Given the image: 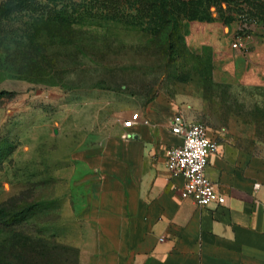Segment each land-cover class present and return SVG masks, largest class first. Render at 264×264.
I'll return each instance as SVG.
<instances>
[{
    "label": "rangeland",
    "instance_id": "rangeland-1",
    "mask_svg": "<svg viewBox=\"0 0 264 264\" xmlns=\"http://www.w3.org/2000/svg\"><path fill=\"white\" fill-rule=\"evenodd\" d=\"M192 4L203 13L183 12L172 35L100 11L95 20L46 24L38 61L31 47L0 37V264H77L58 225L63 180L23 177V163L31 171L46 157L44 140L70 129L78 139L80 124L99 142L98 128L124 105L197 98L200 121L264 155V0ZM236 39L244 47H233Z\"/></svg>",
    "mask_w": 264,
    "mask_h": 264
},
{
    "label": "crops",
    "instance_id": "crops-1",
    "mask_svg": "<svg viewBox=\"0 0 264 264\" xmlns=\"http://www.w3.org/2000/svg\"><path fill=\"white\" fill-rule=\"evenodd\" d=\"M136 111L140 120L126 127ZM201 113L194 97L124 105L98 128L105 133L99 142L89 141L80 124L78 139L70 129L44 140L46 157L32 161L31 171L23 163V177L48 173L63 180L54 196L63 211L58 225L61 241L78 250V264H264L263 154L207 125L218 150L209 155L206 174L224 204L184 198V176L167 168L168 147L183 140L171 119L200 121Z\"/></svg>",
    "mask_w": 264,
    "mask_h": 264
},
{
    "label": "trees",
    "instance_id": "trees-1",
    "mask_svg": "<svg viewBox=\"0 0 264 264\" xmlns=\"http://www.w3.org/2000/svg\"><path fill=\"white\" fill-rule=\"evenodd\" d=\"M194 1L0 0V37L9 39L8 43L17 42L20 46L31 47L30 50H34L30 54V59L38 61L41 57L39 51H41V45L44 43L40 38L42 36L41 29L46 24L56 23L69 26L75 20L79 21L77 23L84 22L87 18L95 20L94 17L102 15L98 13L100 11L105 13L106 20L118 18L128 25L140 21L142 24L147 23L148 26L145 28L156 27V29L166 30L168 35H172L178 17L183 12L187 11L191 18L203 13V10L195 4L188 5ZM121 10L123 11L121 16L117 15ZM65 247L75 252L78 264V250L69 245ZM2 264L16 263L2 260Z\"/></svg>",
    "mask_w": 264,
    "mask_h": 264
},
{
    "label": "built area",
    "instance_id": "built-area-1",
    "mask_svg": "<svg viewBox=\"0 0 264 264\" xmlns=\"http://www.w3.org/2000/svg\"><path fill=\"white\" fill-rule=\"evenodd\" d=\"M232 46L240 49L244 44L236 39ZM140 118L138 111L133 112L123 124L129 127ZM143 121L149 122L148 119ZM171 130L183 139L180 144L171 145L166 151L167 168L174 174L184 176L182 196L192 198L199 206L224 204L225 195L220 193L206 174L209 155L218 150V141L209 135L207 124L198 120H187L183 115L175 114L171 119Z\"/></svg>",
    "mask_w": 264,
    "mask_h": 264
},
{
    "label": "water",
    "instance_id": "water-1",
    "mask_svg": "<svg viewBox=\"0 0 264 264\" xmlns=\"http://www.w3.org/2000/svg\"><path fill=\"white\" fill-rule=\"evenodd\" d=\"M55 131H57V129H55Z\"/></svg>",
    "mask_w": 264,
    "mask_h": 264
}]
</instances>
